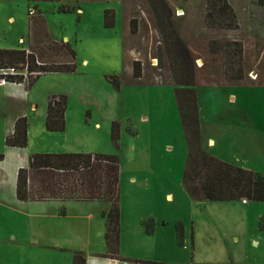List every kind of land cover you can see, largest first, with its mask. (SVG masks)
Here are the masks:
<instances>
[{
    "label": "rangeland",
    "instance_id": "obj_1",
    "mask_svg": "<svg viewBox=\"0 0 264 264\" xmlns=\"http://www.w3.org/2000/svg\"><path fill=\"white\" fill-rule=\"evenodd\" d=\"M73 1L77 11L63 12L60 3L54 1L0 0V47L28 48L29 44H38L29 31V11L38 4L52 39L69 41L76 49L78 62L75 72L44 73L30 89L24 84L22 90L26 93L0 85V152L6 154L4 134L9 129L8 120L16 114L30 113L35 124L39 115H33V105L38 103L35 108L41 113L52 92L66 93L68 129L47 137L35 133L34 127V139L61 151L85 147L110 150L120 156L122 256L165 264H264V200L197 201L185 189L183 177L189 146L176 100L177 85L167 83L172 72L177 78L180 70L169 53L173 46L159 28L151 0ZM165 1L172 10L174 28L196 57V66L208 68L209 74L203 79L217 83L196 87L204 148L264 176V139L254 136L255 130L250 127L264 128V86L244 84L258 73L260 80L264 79L263 4L244 0L247 8L242 12L250 10L253 14L248 27L240 21L226 29L205 17L203 0ZM233 4L241 10V0ZM109 7L116 12L113 27L104 24V10ZM131 18L138 20L136 33L131 31ZM246 29L249 35L245 34ZM240 39L247 48L244 56L233 50V42ZM52 55L55 57H46L61 60L57 52ZM135 60L143 63L141 77L134 75ZM242 72L247 76L239 84L232 76ZM114 75L121 83L119 89L110 81ZM159 76L163 82L156 81ZM8 90L14 94L8 96ZM231 93L238 98L231 99ZM90 112L101 121V129L93 122L85 124ZM244 113L248 115L244 116L241 129H249L250 140L257 146L231 137L230 118L240 121ZM112 119L121 127L118 147L111 138ZM210 135L217 141L212 149L207 140ZM8 151L4 165L9 168L6 185H0V264L72 263L75 248L52 249L35 230L36 225L43 223L56 236L65 235L67 231L62 224L56 225V217L38 214L36 206H9L16 199L10 173L18 156ZM143 215L158 222L151 235L144 231L139 219ZM79 218L86 223L85 218L75 214L66 220ZM104 219L91 218L89 244L97 249L105 233ZM177 223L183 228L181 242ZM82 234H77V241L83 240ZM84 249L79 250L88 255Z\"/></svg>",
    "mask_w": 264,
    "mask_h": 264
},
{
    "label": "trees",
    "instance_id": "obj_2",
    "mask_svg": "<svg viewBox=\"0 0 264 264\" xmlns=\"http://www.w3.org/2000/svg\"><path fill=\"white\" fill-rule=\"evenodd\" d=\"M59 2V9L63 12L77 11L73 0H47ZM77 1V0H76ZM264 5V0H259ZM162 34L168 44L169 53L176 59L180 70L179 76L167 80V83L177 85L175 94L178 109L188 142L187 169L184 172L183 183L185 189L194 200L229 201L247 198L248 200H264V176L255 170L244 168L223 160L209 153L204 148L201 130L200 111L197 85H216L215 80L203 79L208 68L197 67L196 57L174 28L171 15L172 10L165 0H151ZM206 4L205 17L215 25L230 28L240 23L236 9L228 0H203ZM116 22L114 8H106L104 24L113 27ZM138 20L131 18V31L136 33ZM30 36H34L38 44H29L28 48L0 47V78L7 82L24 83L30 89L37 78L48 72H75L78 69L76 49L69 41L52 39L47 20L43 11L35 5L29 11ZM243 40L234 41V52L245 55L247 48ZM59 54L60 61L49 60L47 54ZM161 57V64H162ZM141 60L133 62L135 77H141L143 66ZM17 68L24 72L19 74H2L4 70ZM239 69V68H238ZM172 71V70H171ZM241 71V70H239ZM236 71V72H239ZM245 72V71H244ZM197 76L200 78H197ZM231 76V74H230ZM247 74H235L232 78L246 80ZM115 88H120L117 75L110 78ZM247 81V82H246ZM244 84L264 85V79L259 73L254 80L247 79ZM68 96L64 93L50 95L46 111V128L50 131H63L66 128V109ZM121 127L118 121L111 125V138L116 147L119 146ZM29 140V119L27 115L16 119L14 129L7 134L5 144L10 147H26ZM5 153L0 152V160ZM121 159L115 153L93 152H37L30 155L29 164L18 170L16 193L22 201L48 199H102L110 203L104 212L106 217L105 243L107 246L105 257L128 260L120 254L121 247V188H120ZM64 212V211H63ZM143 228L153 232L154 218L142 221ZM178 239L181 242L183 228L177 223ZM130 260V259H129ZM149 264H165L151 260H140ZM72 264H87V255L82 250H75ZM229 264V263H210Z\"/></svg>",
    "mask_w": 264,
    "mask_h": 264
},
{
    "label": "crops",
    "instance_id": "obj_3",
    "mask_svg": "<svg viewBox=\"0 0 264 264\" xmlns=\"http://www.w3.org/2000/svg\"><path fill=\"white\" fill-rule=\"evenodd\" d=\"M29 1H31V0H29ZM32 1L37 2V1H41V0H32ZM45 1H47V0H45ZM77 1H79V0H77ZM228 1L236 9V12L240 18V21L245 23L246 27H248V25H249L248 21L250 20L249 18L253 14H251L250 10H248V12H246V10L244 12H242L243 9L247 8V6L244 5V0H241L242 1L241 10L237 7L236 4H233V1H236V0H228ZM36 6L38 7V4H36ZM38 9H40V8L38 7ZM80 10L81 9H79V12H80ZM262 11H264V5L262 8ZM104 12H105V10H104ZM45 18H46V16H45ZM261 19L264 22V15L263 14H262ZM245 34L249 35L248 30H247V32H245ZM0 85H8L12 89H17L18 91L21 89L20 92L21 91L25 92V90H22L24 88V83L6 82V83H2ZM253 86H256V85H253ZM257 86H264V85H257ZM53 93H63V92H52L51 94H53ZM7 94H8V96H11L14 94V92L8 90ZM64 94H66V93H64ZM230 98L231 99H237L238 96L231 93ZM68 99H69V96H68ZM36 106H38V103H36V105H33L32 108H34V109H32V111L34 113L33 112L32 113H33V115L35 113L39 115L37 123L34 124L32 122V120L30 118V113L16 114L10 120H8L9 129H7L6 133L4 134L5 138H6L7 134H9L13 131L16 119L20 116L27 115V117L29 119V140H28L27 146L23 147V148L7 146V149L5 150L6 151L5 158L3 160H0V165H3L2 168L0 166V185L4 184L3 186H5L7 176H8V172H9V168L4 166L7 163V155H8L7 151L9 150L11 153L14 152L15 155L18 156L17 159L12 163L11 173H10V175H11L10 185L14 189V192L16 194V199H14L12 201V205H9V206H36V208L38 209L37 210L38 214L50 215L52 217H56V219H54L55 222H57L56 225L62 224V226H64V231H67L65 235H62L61 237L56 236L55 233H52L50 231V227L46 224H43V223H40V225L35 226L36 232H38V230L40 231L41 235L43 236V240L48 242V244H50L52 249L53 248H56V249L59 248L61 250H66L69 247L75 248L74 250H79V249H84V248H85L84 250L87 249L88 251L86 250V252L87 253L89 252L87 255V264H132V263L149 264V263H144V262H138L134 258L130 259V260L129 259L128 260H126V259L122 260V259H118V258L105 257L103 254L106 252L107 246L105 243V237L104 236H102L103 241L101 242V245H99L100 247H98V249H97V247H92L91 244H89V241H90V239H89V228H90V225L92 223L91 218L92 217H101V219H104V217H105L104 212L110 206V203L108 201H105L102 199H93V200L48 199V200L22 201L17 197L16 185H17L18 170H19V168L27 166L29 164L30 155L33 153H37V152H43V153H61V152L110 153L111 152L110 150L107 151L106 149L105 150H94V149L88 150L85 147H82L81 149L70 150V151H61V149H55V147H45L46 145H42L41 141L34 139L36 137V135H33V133L39 132L40 134H43V135L48 137L57 131L51 132L50 130H48L46 128V111H47V108L41 110V113H40L38 108H35ZM68 115H69V112H68V109H66V128L64 129V131H66L68 129V123H69ZM238 115H241V114H238ZM245 115H248V114H246V113L242 114L240 121H237L236 119L231 117L230 118V124H231L230 127L232 130L229 128H226V129L231 130V133H230L231 137H234L235 140H237L238 138L239 139L243 138L244 140L247 141L248 145L257 146L256 145L257 143L254 144V142H252V140H250L251 132L249 131V129H247V128L241 129L242 128L241 122H245V120H246V118L244 117ZM93 116H94V114L92 112H90L89 120L85 119V124H90L91 122H93L94 126L96 128L101 129L102 128L101 121L97 118L94 119ZM144 118H146V117H144ZM34 127H35V130L33 132ZM250 127H252L255 130L254 136H256L258 134V135H260L261 139H264V128L261 129L260 126H255V125L250 126ZM226 129H224V130L227 134ZM45 131H47V132H45ZM259 132L263 133V134H260ZM207 140L209 143V147L211 149L216 146L217 141L214 137H211V135H210L207 137ZM40 145H42L43 147H40ZM210 153H212V152H210ZM237 164H239V163H237ZM239 166H241V165H239ZM242 167H245V166H242ZM248 169H250V168L248 167ZM252 170H254V169H252ZM120 188H121V163H120ZM79 209H81L83 211L79 212L78 211ZM74 210H76L77 213H75ZM73 214H75L79 217L85 218L87 220L86 223L80 222L79 220L81 218L76 219V220H66L69 215H73ZM145 216L146 215H143L139 218L141 223L144 219H147V217H145ZM57 217H61V218H63V220L58 219ZM149 218H153V217H149ZM105 219H106V217H105ZM157 224H158L157 220L154 219V225L152 227L153 232L148 233L145 229H144V231L147 234H150V235L153 234L156 231ZM75 228L76 229L80 228L82 230L76 232V230H74ZM103 228H104V224H103V220H102L101 229H103ZM104 230H106V220H105ZM44 232H47V234H44ZM84 232H85V234L83 235L82 233H84ZM77 234L83 235L81 238V240L83 239L82 241H77ZM103 235H105V233H103ZM39 238L41 239L40 236H39ZM121 238H122V235H121ZM76 248H78V249H76ZM122 257L128 258L125 256H122ZM156 262H163V261L156 260ZM70 264H72V263H70Z\"/></svg>",
    "mask_w": 264,
    "mask_h": 264
},
{
    "label": "built area",
    "instance_id": "obj_4",
    "mask_svg": "<svg viewBox=\"0 0 264 264\" xmlns=\"http://www.w3.org/2000/svg\"><path fill=\"white\" fill-rule=\"evenodd\" d=\"M155 66H158V63H156ZM22 72H24V71H20L19 69L12 67V68H10L8 70H4L2 74H19V73H22ZM24 74L26 75V72H24ZM156 79H157L156 80L157 82H163V79H162L161 76L156 77ZM6 82L7 81L5 80V78H2V77L0 78V84L6 83ZM243 201L246 202V201H248V199L247 198H243Z\"/></svg>",
    "mask_w": 264,
    "mask_h": 264
}]
</instances>
